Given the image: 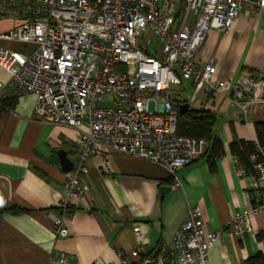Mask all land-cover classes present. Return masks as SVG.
Returning <instances> with one entry per match:
<instances>
[{
    "label": "built area",
    "instance_id": "obj_1",
    "mask_svg": "<svg viewBox=\"0 0 264 264\" xmlns=\"http://www.w3.org/2000/svg\"><path fill=\"white\" fill-rule=\"evenodd\" d=\"M243 12L261 13L264 0H0V17L16 21L0 40L28 46L26 52L0 47V66L10 78L0 83V102L34 94V116L75 132L73 168L62 183L56 238H66L73 200L84 191L87 161L108 151L156 163L181 187L177 171L199 160L207 142L177 135L179 105L173 87L189 82L190 102L228 97L243 118L264 107V84L244 73L213 80L212 61L197 55L209 31L227 33ZM32 47V48H31ZM109 104L100 106L101 100ZM241 178L264 189V146L256 144L250 171L233 157ZM107 168V167H106ZM264 213V194L235 214L228 229L236 236L253 231ZM136 248L120 264L139 259L141 228L133 225ZM221 231H206L198 207L175 232L171 249L160 248L142 264H206ZM48 264H78L67 256ZM92 264H100L94 261Z\"/></svg>",
    "mask_w": 264,
    "mask_h": 264
},
{
    "label": "crops",
    "instance_id": "obj_2",
    "mask_svg": "<svg viewBox=\"0 0 264 264\" xmlns=\"http://www.w3.org/2000/svg\"><path fill=\"white\" fill-rule=\"evenodd\" d=\"M15 24L14 19L0 17V35ZM0 47L19 52L30 49L3 40ZM197 60L200 65L212 61L215 81L249 73L264 84L261 13H241L227 33L209 31ZM9 78L0 66V83H7ZM228 97L230 93L227 97H203L202 107L183 100L190 110L209 111L216 117L213 132L223 145L224 155L216 160L215 171L206 160L199 159L177 171L182 186L173 188L167 170L156 163L113 151L91 157L84 191L73 200L65 221L69 231L66 238H56L52 230L65 179L57 152L66 151L73 162L75 132L35 118L34 94L2 100L0 264H48L51 257L60 255L78 264H120L117 252L127 255L136 248L133 225L141 228L143 248L139 259L129 258L127 264H142L141 259L154 257L158 249L172 248L175 232L195 207L202 212L206 231H221L206 264H246L257 255L264 260V213L254 219L251 233L236 236L228 229L236 213L264 194L254 178L238 176L229 151L233 140L257 143L255 124L264 122V107H250L243 118L240 110L229 107ZM162 187L168 190L162 193Z\"/></svg>",
    "mask_w": 264,
    "mask_h": 264
},
{
    "label": "trees",
    "instance_id": "obj_3",
    "mask_svg": "<svg viewBox=\"0 0 264 264\" xmlns=\"http://www.w3.org/2000/svg\"><path fill=\"white\" fill-rule=\"evenodd\" d=\"M186 103V102H185ZM3 106V105H2ZM216 125V117L209 111H193L179 113L177 122V135L205 140L207 148L200 159L206 160L211 171H215V162L224 155V148L221 141L214 135L213 129ZM257 143L233 140L229 145L230 153L239 159V163L250 171L249 157L255 153L256 144L264 146V122L255 124ZM1 213V212H0ZM255 256L246 264L262 263L264 260Z\"/></svg>",
    "mask_w": 264,
    "mask_h": 264
},
{
    "label": "water",
    "instance_id": "obj_4",
    "mask_svg": "<svg viewBox=\"0 0 264 264\" xmlns=\"http://www.w3.org/2000/svg\"><path fill=\"white\" fill-rule=\"evenodd\" d=\"M188 111H189L188 104L184 103V104L179 105V112L180 113H186ZM57 158H58V162H59L61 171L65 174L69 173L73 168V162L68 158L67 152L62 150V149L58 150ZM167 190H168L167 187H162L160 191L162 193H164Z\"/></svg>",
    "mask_w": 264,
    "mask_h": 264
},
{
    "label": "rangeland",
    "instance_id": "obj_5",
    "mask_svg": "<svg viewBox=\"0 0 264 264\" xmlns=\"http://www.w3.org/2000/svg\"><path fill=\"white\" fill-rule=\"evenodd\" d=\"M173 94H176V100L182 102L183 100H190L192 88L187 83H183L181 86L173 87ZM109 102L106 99L101 100L100 106H107ZM193 106V105H192Z\"/></svg>",
    "mask_w": 264,
    "mask_h": 264
}]
</instances>
